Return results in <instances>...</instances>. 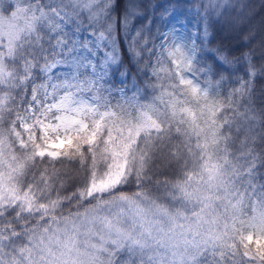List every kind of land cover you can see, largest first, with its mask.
I'll return each instance as SVG.
<instances>
[{"label":"snow or ice","instance_id":"obj_1","mask_svg":"<svg viewBox=\"0 0 264 264\" xmlns=\"http://www.w3.org/2000/svg\"><path fill=\"white\" fill-rule=\"evenodd\" d=\"M258 82L264 0H0V264H264Z\"/></svg>","mask_w":264,"mask_h":264},{"label":"trees","instance_id":"obj_2","mask_svg":"<svg viewBox=\"0 0 264 264\" xmlns=\"http://www.w3.org/2000/svg\"><path fill=\"white\" fill-rule=\"evenodd\" d=\"M161 2H164V0H161ZM259 2L260 0H256L257 8L259 7ZM223 40L225 44H231L232 46H236L239 43L238 38H235L234 33H230L225 30H221L218 37L217 41ZM257 89L259 90L260 88H264V82H258L256 85Z\"/></svg>","mask_w":264,"mask_h":264}]
</instances>
